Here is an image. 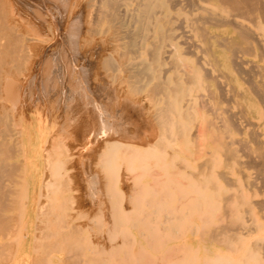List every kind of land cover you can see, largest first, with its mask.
Wrapping results in <instances>:
<instances>
[{
    "label": "rangeland",
    "instance_id": "1",
    "mask_svg": "<svg viewBox=\"0 0 264 264\" xmlns=\"http://www.w3.org/2000/svg\"><path fill=\"white\" fill-rule=\"evenodd\" d=\"M72 2H74V0H67L65 5V0L5 1L8 9L6 8V6L5 8L7 10H9L13 15L19 14L23 16V21L18 24L19 26L14 27L11 32L25 36L26 49H24L25 51L22 52L20 56L18 55V58H20V61H17L18 65L15 60L12 63L10 61L8 64V67H10L9 72L7 71L8 73H6L8 75L6 76L9 77V85L11 86V84L13 83V86H16V88L14 87V92H12L13 94L10 92V90H7L8 92L6 93L3 90L2 92L0 91V98L5 100V98L10 97L7 101H3V103L6 102V105L3 103L0 104V108L6 107V110L11 109L7 111L8 114L11 113L10 115H12L8 116L7 120L9 124L16 129H23L25 131V140L29 139L30 137L34 140L36 139L35 141L38 144L36 151H39L41 149L39 154H36L31 147H29L27 151L24 150L23 152H21V148L18 147L19 162H22L24 164V162L26 163V161L30 158L35 159L34 162L37 165V171H39V173L41 171L40 175H42V180L46 179L47 177L49 178V174L52 175L51 173L62 174V172H64V176L62 175L63 177H56L57 180L60 179L57 183L64 185H62L63 188L58 187V189H62L58 192H62L55 193H58L59 195L61 194L63 201H66V204H62L67 207L57 209L60 210V213L59 211L56 210V212L54 210V213H57H55L56 215H48L49 217L52 216V220L50 222L47 220V222H45V226L43 222H41L43 224L40 223V221L43 219L42 217L40 219L34 220L33 217L27 215L29 206H27L28 203L26 202L23 208L24 212L20 214L22 218L19 221V216L17 215V221L16 223H13L14 235L11 233V236L9 235V237L4 240V246H10L8 248L4 247V251L2 252V249H0V264H7L8 262V264H13V261L17 260L18 258L21 262L19 260V262H16L19 264H23L25 263V261V264H44V262H42L45 261L44 259L47 260V263L51 261V264H68V258H72L71 260L69 259L70 261H76L79 258V255V259H81L82 257L84 260V262L83 260L81 261V264H85V260H87L86 264H99V261L101 264H137L136 259L138 261V264H201L203 251L200 246L198 231H196L198 230V228H196L198 227V220L194 218V222H189L191 220L187 218L186 220L188 221L182 223L181 227H179V229H182L181 232L184 231L185 233H180V231H178L179 229L177 230V232H174L170 229V223L166 222L168 218L166 219V216H164L163 214H166L170 211V208L167 209V207H177V205L183 204V202L185 203L186 199H181V196H183V192L175 191L166 193V190L172 187V185L181 186L182 182L186 181L187 183L191 180H194L195 177L191 176L190 174L188 175L189 171L198 173L202 172L204 175L206 173L205 171L208 169L206 168V170L204 169L200 171L202 168L199 167L198 163L201 162L200 164H202L203 161L207 160L210 157V155H208V152L213 149L212 145L208 143V139H206V141L205 138L204 140L202 139L203 141L201 140L202 142L197 140L199 142L195 144L192 142L197 141H194L189 137L182 138L186 142H184V140L179 141L176 140V138L166 137L167 134L163 127H160L156 123V121H154L153 118L155 117V115L153 116V118L150 117L152 116L153 112H155L154 114H156L155 109L160 105V100L165 97V95L162 97L163 93L165 94V92H160L158 94L154 92V88H157L161 80L164 81V79L153 76L149 69H144L143 72H141L140 74L138 73L140 76L137 74V72H135L137 75L134 74V77H132L133 73H127L126 70L122 69L124 67L119 69V71L121 70L120 72L117 70V72L119 73H116L115 71V75L112 72L115 77L111 75V71L107 74L106 71L108 70H106V67L104 66L102 54L105 51V48L107 50L111 48V46L106 43L105 48H103L104 45L102 43L104 42L102 41L106 40L103 39L106 38V32L104 29L105 25H101V23H98L99 25H96V23H92L91 25H89L85 13L80 16H75L73 24L71 23V25H67L68 23H66V21H68V18L67 14H65L67 13V11L65 12V9L70 8L68 4H71ZM184 2L185 0H182L181 4L179 3L177 5H172L169 3V1H167L166 11L170 14V16H175L173 17L174 20H176V17L181 18L182 16L183 18H187V20H190L194 16V14H197V16H199V12L202 11L200 7H197V4V6H191L187 5V0L186 3ZM8 3H11V5L13 3L12 6L14 7L9 5ZM71 5H73V3ZM184 5L186 7H184ZM66 6H68V8ZM233 9L234 7L232 6H224L223 10L217 8V11L228 14L231 19H240L247 23H250L261 32L264 38V19L262 18L264 12H262L259 7L255 8L256 11L255 9L252 10L254 13H251V10H245L243 8H241L242 10L238 9L237 12L241 13L240 17L239 13L235 12L237 8L235 9V11H233ZM188 10L191 12H189ZM244 10L246 11V16H243L245 15V13H243ZM230 12L231 15H229ZM37 13H39L40 15ZM233 13H237L238 15H234ZM232 14L234 16H232ZM253 14L255 15L252 16ZM76 17L79 21L76 20ZM245 17H247V19H245ZM253 17L255 18V20ZM63 18H65L66 20L64 21ZM252 20L253 22H251ZM75 21H77V23ZM199 23L201 24L203 23V21H199ZM203 24H205L207 27H211L212 32L218 33L220 38L225 39L226 42L225 44L227 48L225 49L224 53L225 64L220 66L221 75H219V77L222 80L223 84L230 89L229 96L231 94L232 99L228 101L233 103L235 109H238L239 106L233 99L235 98L236 93L243 90L250 91L255 101V105L257 106V110L261 113V115H263L264 99H262L263 101H261L260 99L262 98V96L260 94L257 96V94L253 92L251 88L252 85L247 83L249 82L247 81V79L249 80V75H253L252 80L259 86H264V57H261L258 53L251 55L244 54L246 57L256 60L258 66L255 68H250L248 71L237 68L231 61L232 53L238 44L237 31L234 27V24L232 23L231 25V23L229 22L218 26H211L208 23ZM89 30L91 31V33ZM3 31L4 30L0 31V33H2V35L0 34V38L2 39H0V41L5 43L6 39L4 40V38H6L7 31L5 30V33ZM94 31H97V33ZM103 34H105V36ZM69 35L72 38H70ZM225 36L227 38H225ZM101 45L103 46L101 47ZM107 45H109L110 47ZM147 50H149V47L147 48ZM149 55L150 54L147 51L144 56L149 57ZM186 55L189 58L192 57L188 53ZM14 59L17 60L16 56ZM134 60L140 61L141 59L137 58ZM116 62L119 63V60H116ZM14 63H16L14 66L16 69L14 67L12 68ZM163 67L164 70L167 69L168 72V75L166 74L168 77H166L165 75L164 77H166L168 81L173 82V78L176 76V73L173 72L175 69L173 68L172 63L166 62ZM17 68L19 69L17 70ZM144 72L145 74H143ZM245 73H247V75H245ZM135 77H137V80L140 81L137 82ZM170 77L172 78L169 79ZM124 78L128 82H126ZM134 79L135 81H133ZM142 84H144V86ZM217 91L219 92V90ZM155 97L157 98V100H159V103L155 101L153 103L151 101ZM259 97L261 98L259 99ZM2 99L0 100V102L2 101ZM228 101L223 100L221 104L226 106L228 105L226 103ZM250 115L253 119H257L253 111L251 110L250 112H248V116ZM241 120L242 123H245V121H243L244 117H241ZM13 121L14 123L12 124ZM31 122H33V128L31 129L33 134L31 133V136H29L30 133L28 132L29 129L27 128ZM86 130L88 131V133ZM161 130L163 131L160 132ZM107 141H109L108 143H110V141H115L112 143L116 144V147L114 148L113 159L110 161V163L106 160L107 156L105 154H102L103 149H106ZM205 141L207 143L206 145H204ZM158 142L162 144H159ZM200 143L204 145L202 151L203 149L207 150H205V153H203L204 151L202 152V154L200 153L202 156L201 158L199 157V154L198 156H196L194 152H197V148L195 149V147ZM190 145L193 149L190 148ZM127 146L130 149L127 148ZM160 146H163V151H160L162 150ZM207 148H209V151ZM47 149L49 153L46 151ZM59 149L66 152V162L62 160V157H59L60 155H55L59 154ZM55 150L59 151L56 152ZM199 150L201 151V148H198V152ZM128 151H130L131 153H129ZM188 151L190 152V154L193 153L191 154L193 156H191ZM187 154L190 155L191 158H189ZM203 154L207 156L206 159L204 158L205 156L203 157ZM40 155L42 156L40 157ZM56 157L59 158L57 162H55ZM48 158L54 161L51 162L49 160L51 163H53V165H51L50 162V164L48 163ZM60 158L62 163L58 162L60 161ZM186 159L189 160L186 161ZM191 159L197 161L192 162L193 160ZM89 162L91 163V168L96 172L88 173L86 170L84 171ZM178 163H182V165H178ZM107 164L111 165L110 171H108L109 167ZM184 164H186L187 167L192 165L191 169H189L188 167V171L184 170L186 169V166L183 167ZM177 165L180 168L181 166L183 167V173H180L182 169L179 168V171ZM23 166L22 178L24 177L23 180L27 195L29 196V199H31L33 197H31V180H37L39 179V177L37 176L38 173H33L31 166H29L28 168L26 164H24ZM49 166L51 168L48 169ZM77 171H80L83 174L85 173L84 179L86 182V187L88 190L91 189L90 192H92V188L95 183V180L91 178H94L95 173L101 176L102 193L98 192L96 194L97 209H84L79 206L78 197L82 195V192L81 189H79V187L77 186L75 180ZM111 171L115 172L116 175L114 177L110 175ZM177 171L179 173H177ZM207 172H209V170ZM208 175L209 173L206 174V177ZM188 176H190V180L188 179ZM20 179L21 178L19 176L15 175L13 178L14 182L10 183V186H13L11 189L14 190H12L14 194L18 193L20 189L23 188V185L21 183L22 179ZM178 181L181 182V184H179ZM14 188L18 189L19 191H15ZM188 194L186 193L185 195H188V197L192 196V200L187 198V201L190 200L191 202L193 201V199H196L197 203H200L203 197L208 195L209 192H207V189H205L204 187L201 191L195 190L190 193L188 192ZM93 195L95 196V194ZM193 196H195V198ZM196 196H198L199 198ZM45 198L46 197L42 196L37 199L40 202H36L37 205L35 204V213H37V207L39 206V204L49 200L52 201L49 202L50 204L53 203L52 199L46 200ZM24 199L26 200V198ZM55 201H58L59 204L60 202H62V199H60L59 197V199ZM67 203L70 205H68ZM59 205L61 206V204ZM157 207L158 212L156 211ZM153 210H155V214L154 212H151ZM176 210L178 211V209ZM61 211L63 212L61 213ZM64 211H67L66 214L69 215L67 216ZM148 212L150 215L148 214ZM10 213L13 214L14 218H16L17 210L11 211L9 212V214ZM59 214L61 217L59 216ZM144 214H148V216H145ZM57 216H59L58 220L60 222L62 221L63 223L58 224L56 220ZM64 216H66L65 219L62 218ZM47 219L50 218L47 217ZM65 220H68L67 223H70V225L66 223L68 229L72 228V224L75 225V227L73 225L75 229H71V231L73 232H71L70 230L68 231L70 233L69 236L71 237H69V240H67L68 232L65 231L68 230L66 228V225H64L66 222ZM140 220H144L145 222L141 223ZM111 221L113 222V224ZM124 221L126 222V224L124 223ZM28 222L31 227V229L29 230V235H27L28 239L26 238V236L19 241L16 236L19 237V233L22 234V232L25 231L23 228ZM99 222L101 223V225L98 226V224H100ZM134 222H137L138 224L136 223L134 225ZM50 223L52 226L50 225ZM131 223H133L135 229L131 228ZM18 225L20 226V228H18ZM60 225L62 227L61 230L63 232V235L65 234L66 236L59 237L58 235H56L58 231L61 232V230H59ZM110 225L114 228L109 227ZM14 226H16L17 229ZM161 226L165 228L163 229ZM35 228L37 229L36 234L34 232L36 231ZM40 228H43L42 230H47L42 231L40 230ZM138 228H141L143 230ZM193 228L195 229L194 233H196L198 236H195L196 234L194 233V235H191V231H194ZM109 229L111 232H113L114 229V234L116 235V237H113V233L110 234ZM116 229L118 230V232ZM15 230H17L18 233H16L17 231L15 232ZM54 230L56 232H54ZM138 230H141V232H139V234H141L140 236L138 235ZM188 230H190V232ZM106 231H108L109 234ZM142 231L144 232V235ZM51 232H53L54 234ZM34 234L39 238H35ZM42 234H45L43 235L44 240H42L43 238H41L43 237ZM56 236L58 238L57 240H54V238L56 239ZM147 236H149V239ZM74 237H76V240ZM72 238L74 240H72ZM77 238L79 239L77 240ZM127 238H130L131 240H127ZM146 239H148L149 241ZM9 240L11 241V243ZM12 240L13 243L15 242L14 244L17 245H13ZM17 240L19 241V243L22 242V245L18 244ZM71 240L74 242H71ZM151 240L152 242L155 241L152 243L153 245L151 244ZM6 241L10 244L6 245ZM146 242L148 244H146ZM54 243L58 244L57 246H59L61 251H57L58 247H56V244ZM68 243L69 245H67ZM77 243L79 244L78 246L76 245ZM81 243H83L84 245L86 244L85 248L81 245ZM112 243H114V245H117H113L112 247L111 245L109 246V244ZM149 243L150 247L148 246ZM45 244H50V246L46 247ZM69 246L72 247H70L71 250ZM11 247L13 248V250H11ZM54 247L56 248L54 249ZM62 247L64 250L62 249ZM21 248H27L29 250L22 251ZM49 248H52L54 250ZM102 248L103 250H101ZM175 248L179 249L180 251L183 250L181 251L182 253L179 250L177 251V249ZM8 249H10V252L12 251L11 254L14 258H12L10 253L7 252L9 251ZM80 249L85 250H81V252H83L82 255L80 254ZM66 250H68V252ZM98 250H101V252H98ZM70 251L71 253H69ZM36 252H38L37 255ZM40 252L43 254L44 259ZM54 252H58V254ZM77 252L79 253V255L73 257ZM127 253L130 254V256H128ZM1 255H7L8 257H6V259L5 257H3L5 259L4 260ZM27 255L29 259L27 258ZM35 255L38 259H40V261H37L35 259ZM181 255L182 258H179ZM24 256L26 257V259ZM89 257L94 258L93 260H91ZM48 258L50 261L48 260ZM34 259L36 260L35 263ZM126 259L130 260L129 263L125 262ZM189 259H191V261ZM71 263L73 264V262Z\"/></svg>",
    "mask_w": 264,
    "mask_h": 264
},
{
    "label": "bare ground",
    "instance_id": "2",
    "mask_svg": "<svg viewBox=\"0 0 264 264\" xmlns=\"http://www.w3.org/2000/svg\"><path fill=\"white\" fill-rule=\"evenodd\" d=\"M5 1L6 0H0V31L4 30L3 31L4 33L7 31L6 38H4V40L6 39L5 43L0 41V89H1L0 91L2 92L3 90L6 93L10 90V92L12 93L14 92L13 90H14V87L16 88V86H13V83L11 84V86L9 85L8 81L10 80H9V77L6 76L8 75L6 73L9 72V67H10V66L8 67V64L10 61L12 63L14 60L16 62L20 61V58H18V55L20 56V54H22V52H24L25 51L24 49L26 48H25V36L11 32V30L14 29V27L19 26L18 24H20V22L23 21L22 20L23 16L19 14L13 15L9 10H7L8 8L5 4ZM167 1H169V3L172 5H177L179 3L181 4L182 0H74V2H72L73 5H71L72 3L68 4L70 8L66 6L68 8V9H65V12L67 11V13L65 14H67V18H68L67 19L68 21H66V23H68L67 25L69 24L71 25V23L73 24L75 16H78V15L80 16L83 13H85V15L87 16L89 25H91L92 23H96V25L98 23H101V25H105L104 29L106 32V38H103V39H106V40L102 41L104 42L102 43L104 46L101 45V47L103 46V48H105L106 43H108L111 46V48L107 50L105 48L104 49L105 51L102 54L104 66L106 67V70H108L106 71L107 74L111 71V75H113V73L115 75V71L116 73H119L121 71V70L119 71V69L124 67L122 69L126 70L127 73H130V74L133 73L132 77H134V74H136L135 72H137V74L138 73L140 74L141 72L144 71V69H149L153 76L164 79V81L161 80L157 88H154L155 90L154 92H156L157 94L160 92H165V94L163 93L162 95V97L164 95L165 97H163L160 100V105L158 106V108L155 109L156 114H154L155 112H153L152 116L150 115L149 116L153 118V116L155 115V117L153 118L154 121H156V123L160 127H163L166 134L168 135V136L166 135L167 138L168 137L176 138V140L180 141V140H184L182 138L189 137V138H192L194 141L199 140L200 142H202L205 138V140L208 139V143L212 145L213 149L210 152H208V155H210V157L207 160H205L206 162L203 161L204 163L202 162V164H200L201 162L198 163L199 167L202 168L200 171L204 169L206 170L207 168L209 172H207L208 170H206L205 171L206 173L204 172L205 174L203 175L202 172L198 173L194 171H189L188 175L190 174L191 176L195 177L194 180H191L187 183L186 181L182 182L181 186L172 185V187L168 188V190L164 188L166 190V193H171L175 191L183 192L182 194L183 196H181V199L182 200L186 199L185 203L183 202V204H179L177 205V207L175 206L167 207V209L170 208V211L167 212L166 214H163L164 216H166V219L168 218L166 222L170 223V229L174 232H177L179 227H181V224L188 221L186 220L187 218L191 220L189 222H194L193 220L194 218L198 220V227H196L198 228V230L196 231H198L199 236L196 233H194L195 227L193 228L194 231H191L192 232L191 235L194 233L196 234L195 236L199 237L200 246L203 251L201 264H264V114L261 115V113L257 110V106L255 105V101L250 91L243 90V91H239L238 93H236V96L233 99L235 103L238 104L239 106L238 109H235L233 103L228 101L232 99L231 94L229 96L230 89L223 84L222 80L219 77V75H221L220 66L225 64L224 63V56H225L224 53H225V49L227 48L225 44L226 42H225V39L220 38L218 33L212 32L211 27L209 26L207 27L205 24H203V23H208L211 26L223 25L228 22L231 23V25L232 23L234 24V27L237 31V37H238L237 43L238 44L232 53L231 61L237 68L248 71L250 68L257 67L258 63L256 60L246 57L244 54L251 55V54L258 53L261 57H264V38L261 32L257 30V28H255L250 23H247L240 19H234L233 17H232L233 19H231L228 16V14L217 11V8L223 10L224 6H228V7L232 6L234 7L233 11H235V9L237 8L235 12H237L238 9L242 10L241 8H243L245 10L246 9L251 10V13H252L253 9L259 7L262 10V12H264V0H187V5L193 6L197 4L198 6L197 5L196 6L202 9V11L199 12V16H197V14H194V16L190 20H187V18H183V16L181 18L176 17V20H174L173 17L175 16L174 15L173 17L172 15L170 16V14L166 11ZM66 2L67 0H65V5H66ZM184 3H186V0ZM9 5H11V3ZM185 5L184 7H186ZM5 6L7 9L5 8ZM245 10L243 12L245 13V15L243 16H246ZM237 13L236 14L233 13V14L238 15ZM233 14L232 16H234ZM240 14L241 13H239V17L241 16ZM229 15H231V12L229 13ZM254 15L255 14H253L252 16ZM262 18L264 19V14L262 15ZM63 19L64 21L66 20L65 18ZM245 19H247V17H245ZM76 20L79 21L77 17H76ZM77 21L75 22L77 23ZM199 21H203V23L200 24ZM251 22H253V20ZM97 31H94V32L97 33ZM0 34L2 35V33ZM103 35L105 36V34ZM225 38L227 37L225 36ZM148 47H149V50H147ZM147 51L150 54L149 57L144 56ZM187 53L190 54L192 57L191 58L187 57L186 55ZM15 56L17 60L14 59ZM137 58L141 60L140 61L134 60ZM122 59H125V60H122ZM116 60H119V63H117ZM166 62H171L173 65V68L175 69V70L173 69L174 70L173 72L176 73V76L175 77L173 76L174 77L173 82H170L168 81V79H166V77H168L167 76L168 72H167V69L164 70V67H163ZM15 64L16 63L13 64L12 68L15 66ZM17 65H18V62H17ZM18 69L19 68H17V70ZM117 70L119 72H117ZM10 72H11V69H10ZM12 73H11V76H12ZM143 74H145V72ZM164 75L166 77H164ZM245 75H247V73H245ZM252 77L253 75L252 76L249 75V80L247 79V81L249 82L247 81L246 82L252 85L251 88L253 92L257 94V96L259 94L262 96V98L259 97V99L261 98L260 100L263 101L262 99H264V86H259L256 82L252 80ZM135 78L137 80V77ZM171 78L172 77H170L169 79ZM133 81H135V79ZM139 81L140 80H137V82ZM142 85L144 86V84ZM18 89H19V85H18ZM217 90H219V92ZM9 98L7 97L5 98V100L0 98V100L2 99L0 104L3 103V101H7ZM154 99L151 100L153 103L154 101L159 103V100H157L156 97ZM223 100L228 101L226 102L228 105L226 106L222 105L221 102ZM3 104L6 105V102ZM6 109H7L6 107L0 108V249H2L1 252L4 251L3 248L5 247L4 240L8 238L11 233L14 235L13 233L14 224L13 223H16L18 216H19L18 217L19 221L22 218L20 214L24 212L23 208L26 202L28 203L27 206H29V209L27 210V215H30L31 217H33L34 220L40 219L42 217L43 219L40 221V223L43 222L45 226H46L45 222H47V220L49 222L52 220L51 219L52 216L49 217L48 215H51V214L56 215L57 211H59L60 213V210H57V209L65 207V205L62 203L66 204V201L65 202L63 201L61 194L60 195L58 194L62 192V191L58 192L62 190L60 188L58 189V187H62L63 184L62 185L60 183L58 184L57 182H59L60 179L57 180L56 178L57 176L63 177L64 172H62V174L51 173L52 175L49 174V178L47 177L46 179L42 180L41 178L42 175H40L41 171L40 173L39 171H37V165L34 162L35 159H31V158L27 160L26 163L24 162V164H26L27 168L31 166L33 173H38L37 176L39 177V179L31 180V190H32L31 197L32 196L33 197L29 199V196L27 195V191L24 185V180H23L24 177L22 178V172H23L22 168L24 167L23 166L24 164L22 162L20 163L18 160V157H19L18 147L21 148L22 150L21 152H23L24 150L27 151V149L31 147L35 151L36 154L37 153L39 154L41 149L39 151H36L38 147V144L35 141L36 139L34 140L33 138L30 137L29 139L25 140V131L23 129L22 130L16 129L9 124L7 119L11 113L8 114L7 111L11 109H8V110ZM155 110H152V111H155ZM250 110L253 111L257 119H253L251 115L248 116V112H250ZM241 117H244L243 121H245V123H242ZM13 123L14 121L12 122V124ZM32 123L33 122H31L27 128L29 129L28 131L30 133L29 136H31V133H32L31 131V129L33 128ZM162 131L163 130H161L160 132ZM199 141L192 142V143L196 144ZM206 141L204 145L207 144ZM108 142L109 141L106 142L107 143L106 149H103L102 154H105L107 156V158L106 157L105 158L110 163V161L113 159V153H114V148L116 147V144L112 143L115 141H112V142L110 141V143ZM184 142L186 141L184 140ZM158 143L162 144L160 142ZM191 145H190V148H192ZM204 145L200 143L197 145L198 147L197 146L195 147V149L197 148V152L194 151L196 156H198L199 154L200 155L199 157L201 158L202 152L204 151L203 153H205L206 149L205 150L203 149L202 151V148L204 147ZM162 147L163 146H160V148ZM127 148L129 147L127 146ZM198 148L199 149L201 148V151L199 150L198 152ZM207 149L209 151V148ZM59 150H55V151L57 152ZM46 151L49 153L48 149ZM160 151H163V148ZM128 152L131 153L130 151ZM55 155L56 156L60 155L59 157H62L63 158L62 160L66 162L67 160L66 159L67 157H65L66 152H64L63 150H60L59 154H55ZM190 155H188L189 158L193 156V155L191 156ZM41 156L42 155H40V157ZM203 157L206 159L207 156L203 154ZM49 158H48V163L50 161L54 162L53 160H50ZM58 159L59 158L56 157L55 162H57ZM194 159H195V156H194ZM194 159H191L193 160L192 162L197 161ZM188 160L186 159V161ZM58 162H61V158H60V161ZM186 164H184L183 167H185ZM51 165H53V163H51ZM178 165H182V163L181 164L178 163ZM191 166H188L189 169H191ZM108 167H109L108 171H110L111 165H108ZM183 167L181 166L180 168L178 166V170L179 168L182 169L181 171L179 170L180 173L183 171ZM188 167L186 166V169L184 170H187ZM49 168L51 167L49 166L48 169ZM177 173L179 172L177 171ZM207 173H209V175L206 177ZM15 175L19 176L22 179L20 180L23 185V188L20 189V191L14 188L15 191L17 190L19 191L18 193L15 192L16 194H14L13 192L14 190L11 189L13 186H10V183L14 182L13 178ZM110 175L114 177L116 174L115 172L111 171ZM189 177L190 176H188V179ZM178 183L181 184V182L179 181ZM204 187L205 189H207V192H209L208 195L203 197L202 200L204 201L200 199L202 202L199 200L200 203H197L196 199L195 200L193 199V201L195 202L193 201L190 202V200H192L191 199L192 196L188 197L189 195L188 192L190 193L195 190L201 191ZM55 192H58L57 194L59 195L60 199H62V202L59 203L61 204V206L58 204V201L57 202L55 201L59 199L58 195ZM186 193L188 195H185ZM42 196L46 197L45 198L46 200L52 199L53 203L50 204L49 202L51 200H49V201L39 204V206L37 207L38 208L37 213H35V204L36 202L38 203L40 202L37 199ZM193 197L195 198V196ZM24 198H26V200ZM187 198L190 200L187 201L188 200ZM176 209H178V211ZM15 210H17L16 218H14L13 214L11 213L9 214V212L15 211ZM54 210L55 211L57 210L55 212L56 214L54 213ZM61 210H66V209H61ZM156 211L158 212V207L156 208ZM62 212L63 211H61V213ZM66 212L64 211L65 214ZM151 212H154V214L156 213L155 210ZM148 214L146 215L144 214V215L148 216ZM59 216L56 217L58 224L63 223L62 221L60 222L58 220ZM47 217L50 219H47ZM65 217L66 216L62 218L65 219ZM56 220H53V221H56ZM67 221L65 222L64 225H66ZM142 222H145V221L143 220L141 221V223ZM124 223L126 224L125 221ZM136 223L134 222V225ZM67 224L70 225L69 222ZM131 224H132L130 225L131 228L135 229V227L133 226V223ZM73 225L74 224H72L71 226L72 228L75 227V225L74 227ZM99 225H101V223L98 224V226ZM14 227L17 229L16 226ZM109 227H111V225ZM18 228H20L19 225H18ZM36 228H37V224H36ZM59 228H60L59 230H61L62 228L61 225L59 226ZM66 228L68 229L67 225H66ZM111 228H114V227H111ZM23 229L25 231L22 232V234L19 233V237L16 236L19 241L23 237H26L27 235H29V230L31 229L29 222L25 225ZM42 229L40 228V230ZM71 229L69 228L68 230H65V231L68 232L69 230L71 231ZM138 229H141V228H138ZM180 229L178 231H180V233H183L184 231L181 232L182 229L181 230ZM45 230H42V231H45ZM141 230L140 231L138 230L139 236L141 235L139 234ZM190 230L188 231L190 232ZM16 231L17 230H15V232ZM82 231H83V228H82ZM34 232L36 234L37 229ZM54 232L56 231L54 230ZM61 232L58 231L56 235H58L59 237L66 236L65 234L63 235V232L62 233ZM106 232L108 234L109 232L110 234L112 233L114 234L115 231L113 229V232H111L109 229V232L108 231ZM16 233H18V231ZM35 234H34V237L39 238ZM67 234H68L67 240H69L70 233L68 232ZM43 235L45 234H42V236ZM143 235H144V232H143ZM76 237H74L75 240H76ZM113 237H116V235L114 234ZM147 237L149 239V236ZM26 238L28 239V236ZM41 238H43L42 240H44V236ZM57 238L58 237L56 236V239L54 238V240H57ZM78 239L79 238H77V240ZM18 240H17L18 244L22 245V242L19 243ZM72 240L74 239L72 238ZM72 240L71 242H74ZM127 240H131V239L127 238ZM153 242L151 240V244ZM10 243L7 242L6 245ZM14 243L12 240V244L17 245ZM78 243L76 244L77 246L80 244ZM146 244L148 243L146 242ZM57 245L58 244H56V247H58L57 251H61L59 246ZM67 245H69V243ZM81 245L84 246L85 248L86 244L84 245L83 243H81ZM110 245L112 247L114 243L109 244V246ZM7 246L9 247L10 245H7ZM45 246L48 247L50 246V244H45ZM71 246H69V248ZM148 246L150 247V243ZM8 247H5V248H8ZM56 247H54V249ZM10 249H8L9 251L7 252L10 253L12 258H14L13 255L11 254L12 251L10 252ZM44 249H48V248H44ZM49 249H52V248H49ZM11 250H13V248ZM21 250L27 251L29 249L21 248ZM81 250L82 251H85V250L80 249V254L82 255L83 252H81ZM101 250H103V248ZM101 250H98V252L99 251L101 252ZM178 250L179 249H177V251ZM66 251L68 252V250ZM54 253L58 254V252H54ZM69 253H71V251ZM37 254L38 252H36V255ZM7 255L5 256L1 255V256L2 258L5 257L6 259V257L9 256ZM28 255H27V258L29 259ZM77 255H79L78 252L73 257H76ZM128 256H130V254H128ZM78 257L80 258V255ZM79 258L76 261L74 260L70 261L72 258L71 259L68 258V261H69L68 264H70L71 262H73V264H81V261L83 260V258L82 257L81 259ZM93 258H90V259L93 260ZM179 258H182V255ZM35 259L37 261H40V259H38L37 257ZM35 259H34V263L36 262ZM43 259H44V256H43ZM18 260L19 258L13 261V264H19L16 262ZM44 260L45 261H42V262L46 264L47 260L46 259ZM189 260L191 261V259ZM129 261L130 260L126 259L125 262L129 263ZM50 262H48L47 264H49ZM86 262L87 260H85V264ZM136 262L138 264L137 259H136ZM99 264H101L100 261H99Z\"/></svg>",
    "mask_w": 264,
    "mask_h": 264
},
{
    "label": "crops",
    "instance_id": "3",
    "mask_svg": "<svg viewBox=\"0 0 264 264\" xmlns=\"http://www.w3.org/2000/svg\"><path fill=\"white\" fill-rule=\"evenodd\" d=\"M93 157V156H92ZM91 157V159H92ZM87 171L88 173H93V172H96L94 171L92 168H91V163L89 162L87 164V166L85 167L84 171ZM83 171V172H84ZM85 173H81L80 171L78 172L77 171V175H76V184L77 186L79 187V189H81V192H82V195L80 197H78L79 201V206H81L82 208H87V209H93V208H96L97 209V203H96V200H97V193L100 192L102 193V183H101V176L97 175L95 173L94 175V178H91V179H94L95 180V183H94V186L92 188V192L91 189L88 190L87 187H86V182H85ZM90 178V177H89ZM88 178V179H89ZM95 194V196L93 194ZM101 195V194H100ZM93 200V201H92Z\"/></svg>",
    "mask_w": 264,
    "mask_h": 264
}]
</instances>
